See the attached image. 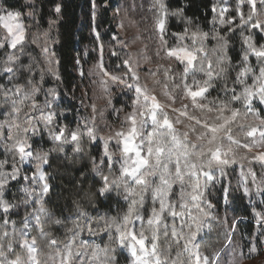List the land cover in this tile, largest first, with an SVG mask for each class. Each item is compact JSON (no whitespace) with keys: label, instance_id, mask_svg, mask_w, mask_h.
<instances>
[{"label":"clouds","instance_id":"1","mask_svg":"<svg viewBox=\"0 0 264 264\" xmlns=\"http://www.w3.org/2000/svg\"><path fill=\"white\" fill-rule=\"evenodd\" d=\"M245 3L247 0H237V12ZM149 13L151 22L147 28L153 30L152 35L159 42L155 67L160 71L147 77V83L140 82L138 88L144 93L143 100L133 112L125 113V123L109 131L85 124L84 128L77 126L79 135L76 140L68 135L57 140L56 135H52L53 141H59L50 150L58 154L54 164L49 162V151L42 148L34 154L26 151L30 155L23 159L15 151L18 143L30 146V137L23 135L25 125L35 127L38 120L46 122V126L52 123V119L45 120L47 115L43 114L45 109H51V101L45 105L35 101V95L43 89L44 76L50 69L41 70L39 81L29 79L27 88L14 86L21 93L18 99H14V111L20 113L21 106L28 101V110L41 114L25 120L19 126L20 135L16 133L15 119L12 120V143L7 145L13 157L11 173L5 170V164L9 161L0 160V210L5 215V219L0 221V264H10L11 261H18V264H157V260L159 264H245V260L250 258L249 254L264 252V199L258 204L253 203L249 213L243 203L244 197L240 195L241 188L245 186L241 184V179L245 178L252 181L251 187L246 184L249 193L255 191L259 197L260 192L264 191V164H261L257 179L251 163L256 153L264 152V137L260 135L264 132V116L261 114L264 111V92L258 91L264 86V56L256 55L253 51H264V43L257 45L254 33L249 30L245 36L242 29L240 38L247 47L239 49L240 58L234 61L229 55L228 39L215 28L206 33L197 25L193 32L191 20L186 18L189 25L187 32L179 36L174 32L168 34V17L179 19L184 15L183 8L170 9L167 0H150ZM250 14L251 8L245 21ZM159 21L165 25L163 31L167 39L155 31ZM256 21L264 25V6L251 22L242 24L245 27L253 26ZM220 24H230V21L220 20ZM260 31L264 33V27H260ZM208 36L216 41L212 46L207 44ZM0 37V48H3L9 37L2 33ZM185 37L190 39L186 41ZM169 48L190 50L195 54L194 59L189 63L178 58L180 65L177 66V58H169ZM10 56L15 57L13 61L19 60L18 54L8 53L4 61L6 71L12 69L8 64ZM250 56L255 57V63ZM20 68L30 73L33 71L31 65H20L16 71L19 72ZM199 89H203L201 95L195 98L188 95L190 90ZM212 90L217 95H213ZM246 90L254 94L249 95ZM45 91L55 99L57 92L53 88ZM0 95H7L3 86H0ZM145 96L155 97L156 100L159 97L157 101L161 107L156 110L157 121L167 117L173 123L174 134L167 127L158 128L152 119L149 122L142 118L140 109L145 108L150 115L147 102L152 104V100H146ZM253 99L259 102V107L253 103ZM97 103L99 105V101ZM169 107L172 108L171 112L167 111ZM60 111L70 112L71 109L64 107ZM233 111L239 115L219 132L213 143L209 144L207 137L198 139L205 129L191 117L219 125L232 117ZM185 112L187 116L183 115ZM132 114L136 118V146L141 155L147 158V164L140 162L135 151L125 153L119 146L120 137L116 133L121 128L125 133L129 132L133 125L127 121ZM3 125L4 122L0 121V139H3ZM252 128L258 131L250 137L248 133ZM173 135L177 139H173ZM229 135L243 144L251 145V150L232 143ZM84 137L89 141L101 137L98 159L83 143ZM109 140L117 142L115 149L110 146ZM69 144L72 145L71 151L66 150ZM217 147L222 152H228L227 158L235 162L220 164L213 160L209 149ZM149 148L152 149L150 156ZM18 155L20 160H15ZM29 157L32 159L29 160ZM105 157H108L107 164ZM21 161L34 164L35 176L25 175V180L31 183L20 185L16 191L24 195L10 201L5 193L9 190L11 179L24 175L23 169L17 167ZM85 162L88 167L76 176L73 169L80 168ZM46 164L50 169L47 172L44 170ZM233 164L241 166L238 173L232 169ZM14 168L18 171L14 172ZM203 173H209L212 178ZM228 176H233L234 184L230 182L231 187L227 188L230 195L225 200L223 193L226 188L221 177ZM63 180H67L68 184H63ZM57 188L60 191H56ZM222 196L230 211L221 212ZM100 198L105 209H114L116 215H109L105 209L97 208ZM68 201H71L70 205ZM19 205H27L29 210L25 211L20 221L7 219L9 212ZM88 205L104 214L93 216ZM180 212L184 215L173 214ZM65 213L71 227L65 223ZM226 216L232 217L233 222L247 219L250 228L252 224L256 225L247 237L251 242L250 248L244 246L240 227L235 228L233 238V230ZM29 218L34 225L29 224ZM93 223L96 224L95 228L91 226ZM54 226L63 228L64 235H57ZM121 232L126 234L123 240L120 238ZM103 233H107V238L101 243ZM82 234L96 239L86 241L82 239ZM128 234L143 239L146 249H142ZM226 240L230 242L225 243ZM33 242L30 250L29 245Z\"/></svg>","mask_w":264,"mask_h":264},{"label":"trees","instance_id":"2","mask_svg":"<svg viewBox=\"0 0 264 264\" xmlns=\"http://www.w3.org/2000/svg\"><path fill=\"white\" fill-rule=\"evenodd\" d=\"M124 1L127 3V0ZM136 1L137 5L142 7H136L133 13L137 14V16L141 14L148 15L150 0ZM236 2L237 0H167L170 9L183 8L184 10V15L179 19L175 16L168 17L169 23L167 26L170 29L168 34L170 35L174 32L179 36L181 33L187 32L189 25L186 18H190L193 32L196 31L197 25L206 33L214 28L217 29L220 35L225 36L229 41V55L232 56L234 61L238 60L241 55L239 49L247 47V44L240 38L241 30H244L245 36H247L249 30L254 33L257 45L264 43V34L256 27L254 28L251 25L245 27L242 24L240 13H243L244 18H246L250 6L245 3L241 10L237 12L235 8ZM256 3L259 12L264 5H261L259 0ZM0 4L3 10L19 11L25 29L24 38L19 45L12 50L8 46L0 49V86H3V90L7 93V95H0V104L3 105L0 106V121L4 122L3 139H0V160L9 161V163L5 164V170L11 173L13 157L7 145L12 143L10 136V130L13 127L12 120L15 119L16 133L20 135L19 126L25 120L33 118L37 112L28 110V101L21 106L20 113L14 111V99H18L21 95L20 92L16 91L15 85H23L27 88L29 79L39 81L41 70L50 69L44 76L43 89L35 95V101L40 105H45L51 101V108L55 111V129L62 130L63 137L65 135L70 137L71 133L76 132L77 126L84 128L85 124L94 125L104 132L111 130L114 124L113 114L115 109H127L132 102L133 92L129 88H113L115 91L111 90L108 111L101 116H96L94 119L90 117L85 107H81L78 103L81 98L80 86L90 94L89 98H91V89L98 87L97 83L89 80L87 70L94 66L99 55L102 57L103 68L111 75L127 77L129 74L125 65L126 54L122 49L114 46L112 41V35L115 33L111 14L114 0H1ZM58 6L59 12L56 11ZM223 7L226 11L221 12ZM29 13H32V15H29ZM220 20H229L230 24L221 25ZM164 27L165 25L163 24V29ZM152 33L153 31H150L149 35L151 34L153 37ZM163 38L167 39V36L164 35ZM189 39V37H185L186 41ZM215 43L216 41L211 36L207 37L209 46ZM147 48H151V44ZM8 53L18 54L19 56L18 62H8L13 69L12 72L4 70V61L7 60ZM250 59L255 63L254 56H250ZM77 61H79L81 70L85 75L82 80H79L77 76ZM20 65H31L33 71L30 73L25 71L24 68H20L19 72H17L16 69ZM50 87L57 92L55 99L45 91V89ZM235 87L238 88L239 86ZM212 91L213 95H217L215 90ZM64 107L70 108L71 111L62 113L60 109ZM25 112H27L26 116L24 115ZM261 114L264 116V111ZM24 129H27V131H24L23 135L30 137L29 145L33 154L41 148L49 151V162L54 164L58 154L50 150L59 141H53L48 132H31L26 125ZM83 143L90 150L92 156L98 159L102 140L96 137L89 141L87 137H84ZM109 144L113 149L117 147V142L115 141ZM71 148V144L66 146L67 151H71ZM15 151L17 150L15 149ZM15 160H20V156H16ZM107 163L108 157H105V164ZM251 163L252 170L255 172L256 177L259 178L261 165L256 159H253ZM17 167L23 169L24 175L9 181V190L6 191L5 196L10 201L14 198L19 199L24 195L16 190L20 185L27 183L26 180L24 181L23 176L31 174V170L22 161ZM87 167L88 164L85 162L80 168L73 169V172L76 176H79L80 172ZM232 169L235 170V173H238L237 166L232 167ZM44 170L46 172L50 170L47 164L44 166ZM221 180L225 188L231 187L230 182L234 184L233 176L221 177ZM62 182L65 185L68 184L67 180ZM56 191H60V189L57 188ZM64 191L66 192L67 189L65 188ZM96 195L97 197L100 196L98 192ZM240 195L244 197L243 203L248 207L250 213L251 204L242 191H240ZM259 198L260 200L264 199V193ZM101 201L102 198L97 201V208L105 209V205ZM223 201L224 198L222 196L221 212L230 211L228 204ZM121 203L124 204L123 201ZM68 204L70 205L71 201H68ZM124 206L126 207V204ZM97 208L88 205V209L93 216L104 214L103 212H98ZM26 210H29L27 205H19L16 209L9 212L7 219L20 221ZM105 210L109 215H116V211L110 207ZM4 218V213L0 211V221L4 220ZM225 218L228 219L229 225L233 230V237H235L236 227H240L242 235H246V237L250 236L252 231H254L255 224H252L250 228L247 219H238L233 222L232 217L226 216ZM64 219L66 225L71 227L67 213L64 214ZM91 226L95 228L96 224L93 223ZM54 231L57 235H64L63 228L59 226H54ZM106 238L107 233H103L100 242L103 243ZM82 239L91 241L96 239V237L82 234ZM117 258L119 259L120 257L118 256Z\"/></svg>","mask_w":264,"mask_h":264},{"label":"rangeland","instance_id":"3","mask_svg":"<svg viewBox=\"0 0 264 264\" xmlns=\"http://www.w3.org/2000/svg\"><path fill=\"white\" fill-rule=\"evenodd\" d=\"M134 5H137L136 0H127V3H125L124 0H114L113 7L111 9V14H112L113 22H114V30H115V33H113L112 35L113 45L122 49L124 53L126 54L125 65L129 72L128 76L127 77L116 76V75H111L110 73H108L103 68L102 57L101 55H99L98 60L96 61L94 66L87 70V76L89 80H92L93 82L97 83V86H98L95 89H91V98H89L90 94L84 88H81L80 86L81 98L78 103L81 107L83 108L85 107V109L88 111L92 119H94L96 116H101L104 112L108 111V106H109L108 102H109L111 90L115 91V89L113 88H129L130 90H132L133 92L132 102L129 105V107L125 110H122L119 108L115 109L114 114H113V118H114L113 127H116L122 123H125V120H124L125 113L133 112L134 108L138 106V103L143 100V95H144L143 91L141 93H137L136 91V89L140 86V82L142 81V82L147 83L148 82L146 79L147 77H149L153 73H158L160 71L158 68L155 67L157 60H158L156 57V53L159 50V47H158L159 42L157 39L152 37L151 34L149 35V32L153 30L150 28H147V25L151 22V15L149 13L148 15L141 14L140 16H137V14L133 13V10L136 8L134 7ZM255 7H256V12L258 13L257 3ZM222 9L225 10L224 7ZM9 11L15 12L14 10H3L0 4V15H7ZM18 23L22 24L23 34H24L25 29H24L21 16L18 19ZM256 28L260 29L259 27H256ZM155 30L156 32L160 33L162 37H164V32H163V29H161V27L157 26ZM0 33L9 37V39L5 41L4 46H8L12 50L13 47L11 46V42H10V33L7 31V29L3 27L2 24H0ZM147 41H148V44H147ZM20 43H18L17 45H19ZM150 44H151V48L148 49L147 46L149 47ZM172 50H179V49L169 48L168 55H169V52ZM186 51L190 52V50H186ZM178 54L180 56L183 55V53H178ZM192 54L195 55L194 53ZM169 58H177V66L180 65V61L177 56L169 55ZM185 60L187 59L185 58ZM77 64H78L77 76L79 80H82L85 78V75L83 71L81 70L79 61H77ZM113 77H116V79H113ZM109 81H111V83H109ZM125 81H127L126 84H125ZM249 83H251V80H249ZM157 100H159V97H157ZM98 101H99V105L97 103ZM253 103H256L257 106H260L259 102L255 99H253ZM147 107L148 108L151 107L150 101L147 102ZM101 109H103L102 114H101ZM167 111L171 112L172 108L169 107ZM40 114H41L40 112H36V114L31 119H34L36 116ZM43 114L47 116L51 115L52 123L47 124L46 126V122L38 120L36 122L35 127H29L30 131L31 132H38V131L48 132V134H50L51 137L52 135H59L62 130L55 129L54 109L51 108V109L45 110ZM140 115L142 116L143 119L150 122L151 116L148 114L145 108L140 109ZM249 116H251V114H249ZM127 122H131L129 117H128ZM119 132L125 133L122 128L119 129ZM73 133L77 134V132H73ZM73 133L70 134L69 138L72 137ZM99 138L100 140H102L101 137ZM112 141H115V140H109V143ZM134 143L135 145H137L136 137H134ZM119 146L121 148L123 146L122 138H120ZM25 150L32 151L31 146L25 147ZM31 159L32 158L29 157V160ZM22 162L25 166H27V168L31 170L30 175L34 177L35 176L34 164L29 163L28 161H22ZM258 163L260 165L264 164V162H260V161ZM234 166L235 167L237 166L238 172L241 170L240 165L233 164L232 167ZM245 171H247V169H245ZM23 178L25 181V176H23ZM26 182L31 183L30 180ZM245 183L249 187L252 186L251 180L241 179V184H245ZM241 191L246 196L248 202L251 205L253 203L258 204L260 201L259 197L261 196V194L264 193V191H261L260 196L257 197L255 194V191H253L252 193L245 192L244 188H241ZM29 224H34V221L31 220L30 218H29ZM243 237H244L245 248H250L251 242L247 239L246 235H244ZM226 243H229V241H227ZM249 255H250V258L245 260V264H261V262L264 261V252H259L258 255L257 254H249Z\"/></svg>","mask_w":264,"mask_h":264},{"label":"snow or ice","instance_id":"4","mask_svg":"<svg viewBox=\"0 0 264 264\" xmlns=\"http://www.w3.org/2000/svg\"><path fill=\"white\" fill-rule=\"evenodd\" d=\"M256 2L257 0H247V3L249 4L250 8H251V14L247 17V21H245V18L243 16V13H240L241 15V21L242 22H251L253 20V16L256 15ZM259 3L261 5H264V0H259ZM59 6L57 7L56 11L59 12ZM226 10L222 9L221 12H224ZM21 16V13L19 11H9L7 13V15H0V24L3 25V27L5 29H7V31L10 33V42H11V46L13 48L16 47V45L18 43H20L23 38H24V34H23V26L22 24L18 23V19L19 17ZM158 26L161 27V29H163V21H159L158 22ZM253 27H264V25H261L259 21H256L254 24H253ZM195 35V34H194ZM254 53L256 55H259V56H264V51H256L255 49H253ZM178 53H183L182 56H180ZM169 55H173V56H177L178 58H183V59H187L189 63H191V61L194 59V56L191 52H188L184 49H179V50H172L169 52ZM15 59V57L13 56H10L9 57V61H13ZM8 71H12V69H8ZM113 79H116V77H113ZM19 88H17V92H19ZM248 91L249 95H252L254 93H252L251 91L249 90H246ZM258 91L260 92H264V86H262L260 89H258ZM142 90L137 88V93H141ZM203 92V89H199V90H196V91H189L188 92V95H190L191 97L195 98L199 95H201ZM145 99L148 100V99H151L152 100V104H151V107H150V116H151V119L153 120L154 123H156L158 125V128L159 127H167L173 134L175 132V129H174V126H173V123L172 121H170L167 117H165V119L163 121H157V116H156V110H158L161 105L159 104V102L155 99V97H147L145 96ZM249 114H251V112H249ZM183 115L187 116V113H183ZM239 115V113L237 111H233L232 113V117H230L228 120H226L223 124H209L207 123L206 121L204 122H201L199 121L197 118L195 117H191V119H193L196 123H199L201 127H203L205 129V132L201 134L200 137H198V139H202L203 137H207V142L209 144L213 143L219 132L221 130H224L227 128L228 124H230L231 122H233L236 117ZM45 120L47 121H51L52 119V116L51 115H48L47 117L44 118ZM129 119L131 120V123H132V128L129 130V132L127 133H123V132H117L116 135L119 136L120 138H122V142H123V151L125 153H129V152H133L135 151L136 152V155L137 157L140 159V162L142 164H147L148 160L146 157H144L143 155H141V153L139 152L137 146L135 145L134 143V137H135V134H136V118H135V114H132L129 116ZM194 130V129H193ZM228 132L230 133V128L227 129ZM23 131H27V129H24ZM258 131L257 128H252L250 130V132L248 133V135L251 137V136H254V134ZM91 132V130H90ZM152 134H150L151 136ZM261 137H264V132H261L260 133ZM187 137V133H185V138ZM63 138V131H61V133L59 135H56L55 136V139L57 140H61ZM78 137H77V134L76 133H73L72 134V139L73 140H76ZM173 139H177V137H175V135H173ZM229 139L232 143H236L238 144L239 147L241 148H244L248 151L251 150V145L249 144H243L235 139H233L230 135H229ZM193 147H196V145H193ZM16 149L18 150V152L21 154V158L23 159L24 156L26 155H30V153H27L26 150H25V147L23 145V143H18L17 146H16ZM157 151H161V149H157ZM209 152H210V155L212 157L213 160H215L216 162L220 163V164H229V163H233L235 162V160H229L227 158V156L229 155L228 152H222L221 149L219 147L215 148V149H209ZM152 154V149L149 148V156ZM255 159L260 161V162H264V152H258L255 154ZM14 172L18 171L17 169H13ZM127 171V170H126ZM249 173H251V169L249 170ZM203 175L207 176L209 179H211V175L209 173H203ZM243 175V173H242ZM246 179V178H245ZM260 189H258L259 191ZM244 191L245 192H248V188L246 186V183H245V186H244ZM224 198L225 200L228 199V196L230 195V193L228 192L227 188L224 190ZM197 197H193V199H196ZM174 215H184L183 212H180V213H173ZM156 219L158 220L159 217L157 216ZM152 221H150L151 223ZM175 230L173 231V235H175ZM128 235H131V238L135 241L136 244H138L142 249H146V245H145V241L143 239H140V238H137L134 234H128ZM193 235H195V233H193ZM126 234L121 232L120 233V238L121 240H123L125 238ZM230 242V241H229ZM54 243V242H53ZM33 245H34V242L33 244L29 245V248L30 250L33 248ZM153 249H155V246H153ZM10 264H18V261H11ZM157 264H159V260H157Z\"/></svg>","mask_w":264,"mask_h":264}]
</instances>
